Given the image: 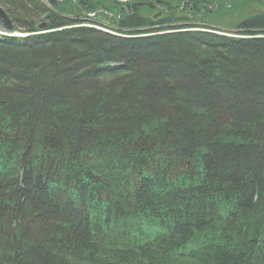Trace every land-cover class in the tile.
I'll list each match as a JSON object with an SVG mask.
<instances>
[{
	"label": "trees",
	"instance_id": "16d2710c",
	"mask_svg": "<svg viewBox=\"0 0 264 264\" xmlns=\"http://www.w3.org/2000/svg\"><path fill=\"white\" fill-rule=\"evenodd\" d=\"M135 1L0 0V264H264V14Z\"/></svg>",
	"mask_w": 264,
	"mask_h": 264
},
{
	"label": "rangeland",
	"instance_id": "374dc122",
	"mask_svg": "<svg viewBox=\"0 0 264 264\" xmlns=\"http://www.w3.org/2000/svg\"><path fill=\"white\" fill-rule=\"evenodd\" d=\"M127 1L131 3L135 0H117L118 3L127 2ZM137 1L139 2L141 0H137ZM141 2H142L141 5H145V6H149V4L154 3L153 0H142ZM211 3H212V6H210L209 9L212 14L208 15L209 17L204 21L205 22L204 26L209 27V28L221 29V30H233L232 28L233 26L242 22L248 17L254 16L260 13L264 14V1L262 3L259 0L257 2H251V0H211ZM135 4H136V1L135 3L133 2V5ZM123 6H126V5H123ZM154 11H153V14L156 13ZM119 13L121 14V12ZM166 13L168 14L169 12L167 11ZM204 13L200 16L195 15L194 18L198 20H202ZM92 16L93 15L90 14V17ZM119 18L120 16H118L117 20H119ZM153 19H157V17L153 16ZM103 23L107 24V21L105 20L103 21ZM199 23L202 24L201 21ZM209 28L207 29L205 28L204 31H209L210 30ZM215 33L222 34V35L227 34L226 31L225 33L215 31ZM21 35H24V34H21Z\"/></svg>",
	"mask_w": 264,
	"mask_h": 264
},
{
	"label": "flooded vegetation",
	"instance_id": "af4514ba",
	"mask_svg": "<svg viewBox=\"0 0 264 264\" xmlns=\"http://www.w3.org/2000/svg\"><path fill=\"white\" fill-rule=\"evenodd\" d=\"M199 1H201V4H200L201 9H198ZM159 6L160 5L157 4L156 7L157 8H160ZM210 6H212L211 0H193V2H191V0H184L182 2V7H181L180 10L184 11L186 8H188V11H190V13L193 14V17H194L195 15L196 16H200L204 12H205L204 13V15H205L206 14V10L209 9ZM123 7L126 8V13H128L130 11V9H133L134 8V5L133 6H130V8L129 7H126V6H123ZM167 11L170 13L171 10L168 9L167 6H162L160 13H158V17L159 16H162V13L163 12H167Z\"/></svg>",
	"mask_w": 264,
	"mask_h": 264
},
{
	"label": "water",
	"instance_id": "95a60500",
	"mask_svg": "<svg viewBox=\"0 0 264 264\" xmlns=\"http://www.w3.org/2000/svg\"><path fill=\"white\" fill-rule=\"evenodd\" d=\"M0 17L4 20V22H5L6 24H8V25L11 24V22H10L8 16H7V13L5 12V10H4L1 6H0ZM44 26H45V24L41 25L40 27L43 28ZM100 29L110 32L109 30H106V29H104V28H100ZM203 30H204V29H203ZM209 31H213V32H215V31H217V30H211V29H210ZM112 33H113V32H112Z\"/></svg>",
	"mask_w": 264,
	"mask_h": 264
},
{
	"label": "bare ground",
	"instance_id": "6f19581e",
	"mask_svg": "<svg viewBox=\"0 0 264 264\" xmlns=\"http://www.w3.org/2000/svg\"><path fill=\"white\" fill-rule=\"evenodd\" d=\"M160 17V16H159ZM158 18V17H157Z\"/></svg>",
	"mask_w": 264,
	"mask_h": 264
}]
</instances>
